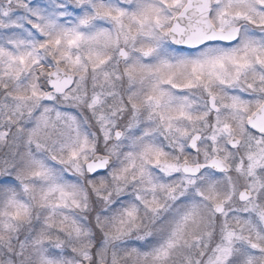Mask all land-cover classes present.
Segmentation results:
<instances>
[{
    "label": "snow or ice",
    "instance_id": "snow-or-ice-1",
    "mask_svg": "<svg viewBox=\"0 0 264 264\" xmlns=\"http://www.w3.org/2000/svg\"><path fill=\"white\" fill-rule=\"evenodd\" d=\"M0 264H264V0H0Z\"/></svg>",
    "mask_w": 264,
    "mask_h": 264
}]
</instances>
